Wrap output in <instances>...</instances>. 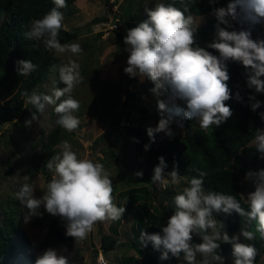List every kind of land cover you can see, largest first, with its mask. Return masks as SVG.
Instances as JSON below:
<instances>
[{
	"label": "clouds",
	"instance_id": "1",
	"mask_svg": "<svg viewBox=\"0 0 264 264\" xmlns=\"http://www.w3.org/2000/svg\"><path fill=\"white\" fill-rule=\"evenodd\" d=\"M177 2L181 7L175 6ZM52 3L54 7L49 12L31 21L25 35L29 39L43 40L46 49L57 55H67V62L58 69L64 87L55 88L51 95L39 93L37 89L30 95L23 92L25 105H32L36 110L25 125L30 126L38 119V112L53 105L58 114L56 124L72 133L80 126L76 113L81 103L73 93L84 82L78 62L84 50L78 42H60L61 30L67 31L60 9L66 8L67 2L52 0ZM219 3L220 0H210L211 15L216 24L213 39L205 47L199 46L196 40L200 23L190 12L191 0H173L155 3L153 8L145 7L147 19L129 29L123 38L124 51L128 53L125 74L130 78L139 77L141 82L144 79L150 81L153 84L150 91L157 98L160 119L155 127L146 129L151 143L155 142L158 133L173 138L175 133L171 125L174 122L183 129V120L176 121L175 117L196 121L207 131L212 126L219 128L233 116L232 108L226 103L233 99L228 84L231 78L229 62L243 66L245 85L251 90L247 101L238 90L234 97L236 102L247 103L252 112L264 106V101L256 98V94H264V36L254 38L253 35L259 26H264V0H226L223 5L216 6ZM36 67L29 59L17 61V73L21 76L30 75ZM165 94L168 98L161 99ZM257 114L264 121V111ZM253 137L250 143L255 146L258 158L264 160V128H256ZM132 139L138 142L136 138ZM58 147L61 154L46 163L52 178L43 194L35 196V183L24 184L16 198L27 210L25 222L42 215L40 209L43 207L48 214L64 222L65 236L78 244L88 239L98 223L121 220L126 209L114 203V185L104 164L79 159L68 140ZM144 149L148 151L150 144H145ZM166 168L165 158L158 157L153 184L165 188L169 184L178 185L181 176L175 165L167 177L164 175ZM135 175L142 177L143 172L138 171ZM205 176L206 173L199 172L198 177L193 176L188 181L190 186L175 195L174 214L166 225L160 226V232H141L142 248H147L151 242L153 248L160 251L162 261L168 260L171 254L178 260L182 257L185 264H225V257L220 254L223 243L231 245L233 264H255L257 248L254 244L243 243L241 238L252 241L258 233L264 239V168L245 174V179L254 187V191L246 195L250 211H246L234 195L206 190ZM221 213L227 216L236 213L248 221H255V233L242 228L238 234L230 236L223 221L216 218L215 214ZM194 237H199L201 242L194 243ZM198 254L202 257L199 262ZM101 262L107 264L103 257ZM35 264H70V261L49 248L36 258Z\"/></svg>",
	"mask_w": 264,
	"mask_h": 264
},
{
	"label": "rangeland",
	"instance_id": "2",
	"mask_svg": "<svg viewBox=\"0 0 264 264\" xmlns=\"http://www.w3.org/2000/svg\"><path fill=\"white\" fill-rule=\"evenodd\" d=\"M160 2L165 3V0H76L63 13L66 28L76 33L70 42H78L84 50L82 58L78 60L84 82L73 93V97L81 103V108L76 113L80 126L72 133L60 127L58 146L62 141L68 140L79 159H90L105 165L114 185V203L117 206L120 191L147 185L146 181L133 173L134 169L140 167L152 178L154 167L158 164V156L141 148L138 137L133 133L139 130L147 135L146 129L157 125V118L160 117L157 98L149 91L150 81L144 79L141 82L139 77L130 78L125 74L128 53L124 51L123 38L129 30L125 26L129 25L131 29L146 20L145 7L153 8L155 3ZM5 18V15L0 16V25ZM194 18L200 23L197 43L204 47L213 39L216 20L211 12ZM117 21L118 29L114 30L111 26ZM253 35L254 38L257 35L264 36V26H259ZM55 58L57 61L54 68L37 88L39 93L51 95L57 88L58 69L67 62V55L55 54ZM242 69L244 72L243 66ZM8 98L0 97V104ZM160 98L167 99L168 96L165 94ZM176 103L183 106L180 101ZM54 107L48 105L42 113L38 112V119L30 126L25 125V121L31 119L30 115L25 119L20 115L13 122L0 124V226L5 223L6 214L12 211L17 225L13 237V252L0 257V264H35L36 258L49 249H41L40 244L51 221L59 217L48 214L42 207V215L33 216L25 222L24 215L27 210L22 208L16 193L24 184L35 183L37 188L34 194L40 197L51 180L35 170V166L39 165L38 160L44 151L43 145L57 126L58 114L55 113ZM145 108L151 113V118H144ZM171 127L175 135L185 134V126L181 129L174 122ZM195 127L201 129L196 121ZM102 134L104 136L96 143L95 140ZM163 135L158 133L155 139ZM132 138H136L138 142H134ZM60 151L62 152L61 149ZM113 153H116L119 159L112 156ZM262 168L264 160L260 159L259 165L251 171ZM170 171L171 168L167 165L164 175L167 177ZM50 177L52 178V173ZM186 180L181 177L178 185L169 184L167 188L153 184L152 198L147 201L159 208V201L168 206L177 195L176 192L187 187ZM240 185L245 209L250 211L246 195L254 191L253 184L244 176ZM125 209L119 224L117 221L98 223L86 241L76 244L75 250L54 247L52 249H55L58 255L67 257L70 264H102L101 257L107 264H144L143 256L137 251L139 246L133 244L141 235L139 223L136 222L132 230L131 213L126 207ZM251 223L252 221L245 217L242 228L248 229ZM103 234L118 236L119 241L124 243L123 246L102 253ZM231 253L232 249L224 256L225 264H233ZM196 259L199 262L202 257L198 254ZM259 264H264V255Z\"/></svg>",
	"mask_w": 264,
	"mask_h": 264
},
{
	"label": "trees",
	"instance_id": "3",
	"mask_svg": "<svg viewBox=\"0 0 264 264\" xmlns=\"http://www.w3.org/2000/svg\"><path fill=\"white\" fill-rule=\"evenodd\" d=\"M76 0H66L67 7H70ZM173 0H165V3H171ZM226 0H220L216 6H221ZM176 7H181L177 2ZM54 7L52 0H0V16L5 15L4 22L0 25V97L8 98L3 104H0V124L13 122L22 115L31 116L36 111L33 106L25 105L26 97L22 95L27 91L30 95L33 89L48 77L56 64L55 53L46 49L43 40H34L26 37L30 29L31 21L40 19L44 14ZM66 8L60 9L64 13ZM190 12L192 15L201 16L211 12L210 0H191ZM128 29H130V26ZM76 33L67 29L61 30L60 42L68 43L74 39ZM205 47V46H204ZM213 54L218 55L215 50L209 49ZM29 59L35 65L36 70L28 76H21L17 73V61ZM230 73L229 87L232 89L233 99L226 103L233 110V116L219 128L210 127L207 131L195 127V121L175 117L176 121L183 120L186 128L183 136L174 135L168 138L163 135L150 142L145 132L135 130L133 133L138 137L139 146L144 148L145 144H150V152L155 156H163L167 165L173 170L175 165L178 174L187 180L185 186H190L188 181L193 176L198 177L199 172L206 173L204 177V186L206 190L221 192L226 195H234L241 205L246 208V204L241 194V178L246 172L255 169L260 162L255 146L250 143L254 138L253 134L256 128H264V121H261L259 111H264V106L252 112L247 103L236 102L235 93L239 90L241 95L247 101V96L251 90L246 88L245 76L242 65L235 62L228 63ZM57 88L64 87L58 79ZM153 84L151 83V88ZM149 89V91H150ZM148 92V89L146 90ZM258 100L264 101V94H256ZM127 101L125 100V103ZM144 118H151L152 115L147 108L144 109ZM158 120L160 119L157 118ZM100 135L95 142H99ZM60 140V126L50 133L48 141L43 145L44 151L42 157L38 160L35 170L43 173L48 179H51L50 172L46 168V163L53 156L60 154L58 147ZM116 159H119L116 153H113ZM143 172L142 177H138L147 185L140 187H131L118 193V207H126L132 217V227L136 222L139 223L138 229L148 234L161 231L160 226L166 225L168 218L174 214L175 205L172 200L168 206L159 201V206L153 205L148 199L152 198V178L151 175L140 167L133 171ZM170 171V172H171ZM150 177L149 179H146ZM156 192V190L154 191ZM171 192V191H170ZM169 192V195H170ZM183 190L176 193L181 194ZM218 220L225 224V230L231 236L242 229L245 217L236 213L227 216L223 213L215 214ZM13 211L6 214L5 223L0 226V257L11 254L14 246L13 237L17 225ZM124 216V214H123ZM169 216V217H166ZM120 221V220H119ZM117 221V224H119ZM256 222L252 221L247 229L255 233ZM64 222L60 218L53 219L48 226L46 236L40 244L41 249L46 248H65L75 250L76 244L73 238L65 236ZM117 231V230H116ZM115 231V233H116ZM139 243H137V242ZM201 242L199 237H194V243ZM243 243L254 244L258 250L255 264H259L264 255V239L256 233V239L247 241L242 239ZM124 244V243H123ZM123 244L113 234L102 235V252H109L120 248ZM133 244L139 248L137 251L143 256L144 264H185L182 257L178 260L169 254L168 260H160V251L153 248L151 242L147 248H142L140 237L136 238ZM220 254L225 256L231 249L229 244H221Z\"/></svg>",
	"mask_w": 264,
	"mask_h": 264
},
{
	"label": "built area",
	"instance_id": "4",
	"mask_svg": "<svg viewBox=\"0 0 264 264\" xmlns=\"http://www.w3.org/2000/svg\"><path fill=\"white\" fill-rule=\"evenodd\" d=\"M113 29H118V24L117 23H114V24H112V26H111Z\"/></svg>",
	"mask_w": 264,
	"mask_h": 264
},
{
	"label": "crops",
	"instance_id": "5",
	"mask_svg": "<svg viewBox=\"0 0 264 264\" xmlns=\"http://www.w3.org/2000/svg\"><path fill=\"white\" fill-rule=\"evenodd\" d=\"M132 230H134V228L132 227Z\"/></svg>",
	"mask_w": 264,
	"mask_h": 264
}]
</instances>
